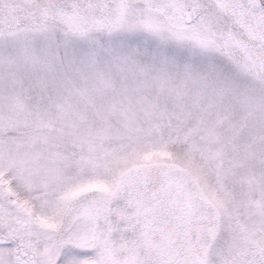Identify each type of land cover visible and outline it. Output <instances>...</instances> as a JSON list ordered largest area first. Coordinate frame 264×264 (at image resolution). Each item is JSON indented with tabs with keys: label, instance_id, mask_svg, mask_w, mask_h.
I'll list each match as a JSON object with an SVG mask.
<instances>
[{
	"label": "snow or ice",
	"instance_id": "snow-or-ice-1",
	"mask_svg": "<svg viewBox=\"0 0 264 264\" xmlns=\"http://www.w3.org/2000/svg\"><path fill=\"white\" fill-rule=\"evenodd\" d=\"M0 264H264V0H0Z\"/></svg>",
	"mask_w": 264,
	"mask_h": 264
}]
</instances>
